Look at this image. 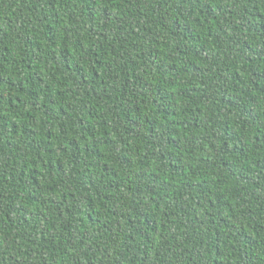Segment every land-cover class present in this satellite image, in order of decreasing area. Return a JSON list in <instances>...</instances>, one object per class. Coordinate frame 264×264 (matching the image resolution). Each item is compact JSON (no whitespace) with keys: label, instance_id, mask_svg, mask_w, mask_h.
Returning a JSON list of instances; mask_svg holds the SVG:
<instances>
[{"label":"trees","instance_id":"1","mask_svg":"<svg viewBox=\"0 0 264 264\" xmlns=\"http://www.w3.org/2000/svg\"><path fill=\"white\" fill-rule=\"evenodd\" d=\"M0 264H264V0H0Z\"/></svg>","mask_w":264,"mask_h":264}]
</instances>
